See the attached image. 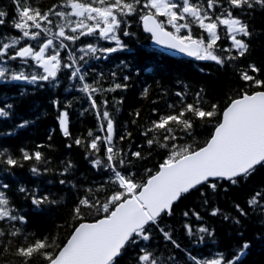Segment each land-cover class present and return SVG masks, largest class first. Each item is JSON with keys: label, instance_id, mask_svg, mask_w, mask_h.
<instances>
[{"label": "snow or ice", "instance_id": "obj_1", "mask_svg": "<svg viewBox=\"0 0 264 264\" xmlns=\"http://www.w3.org/2000/svg\"><path fill=\"white\" fill-rule=\"evenodd\" d=\"M11 4L14 15L10 26L18 35L0 33V85L21 83L25 87L18 96L0 97V120L11 117L15 109L12 101L23 99L28 94L27 86L55 89L60 87L61 74H66L88 102L81 115L91 110L98 131L104 133L99 135L89 129L87 136L75 137L67 147L73 143L82 146L92 167L108 175L102 183L86 188L66 179L59 181L61 185L69 184L77 193L69 212L71 232L62 243L56 237L26 232L27 217L8 197L9 185L0 182V257L7 253L15 258V264H120L130 255L128 264H179V250L184 254V264H243L251 247L247 240L231 252L193 254L215 235L203 223L189 222L192 217L203 221L195 209L182 212L183 229L191 249L182 246L174 238V229L162 226V221L171 217L177 202L192 192H199L202 205L207 206L209 193L214 195L222 182L237 186L264 169V68L254 62L235 63L247 57L250 41L256 38L242 16L250 17L256 8L264 11V0H58L46 10L35 6L34 0H11ZM134 16L139 17L143 31L150 34L154 45L220 67L231 65L242 82L223 108L207 103L204 89L193 94L192 102L187 101L186 90L175 92L178 100L166 103L171 111L161 113L153 108L157 118L150 120L141 134L149 148L158 146L166 154L155 170L145 168L140 177L132 170L134 164L129 154L118 146L131 133L125 130L117 140L108 99L99 103L96 99L98 95L126 90L130 76L123 75V82H117V71H111L112 83L104 87L105 74L96 72L89 64L91 60H107L113 53L129 50L122 37L135 36L128 30ZM7 17L8 12L0 8V26L7 24ZM82 38L84 43L77 46ZM225 40L226 45L218 43ZM102 42L114 46L106 47ZM121 66L126 68L127 64L121 61L117 67ZM148 93L149 88L145 87L142 95L146 97ZM50 103L57 111L63 136L71 137V101L63 107L59 98ZM113 103L118 106L122 99L113 97ZM130 115L138 118L140 113ZM30 123L25 119L15 127L22 129ZM208 125L211 131L200 143L198 128ZM42 147L37 145L33 151L22 147L19 157L0 148V165L6 166L7 171L23 167V162H33L29 171L40 176L51 170L47 167L50 161L39 150ZM130 155L136 160L146 159L139 150ZM72 168L68 161L59 174L65 176ZM18 191L37 210L61 204L50 194H41L38 188L30 190L21 185ZM233 207L238 217L222 214L218 207L212 208L210 215H223L225 221L240 228L241 218L252 215L264 224V186L246 198L248 210L239 203ZM87 216L93 218L88 220ZM237 235L242 237L243 231L238 230ZM256 238L262 239L264 235L257 233ZM153 240H162L165 250L161 251L159 244L153 245Z\"/></svg>", "mask_w": 264, "mask_h": 264}, {"label": "trees", "instance_id": "obj_2", "mask_svg": "<svg viewBox=\"0 0 264 264\" xmlns=\"http://www.w3.org/2000/svg\"><path fill=\"white\" fill-rule=\"evenodd\" d=\"M56 3L58 0H34V5L40 7L41 10H46ZM0 8L8 12L7 24L0 26V33L18 35L16 30L10 26L14 15V6L11 4V0H0ZM242 18L250 23L256 38L250 41V53L247 57L241 58L235 63L246 65L249 62H254L257 66L264 68V11L256 8L250 17L242 16ZM129 24L128 30L135 33V36L122 37L129 50L113 53L107 60H91L89 64L96 72L105 74L104 87H108L112 83L109 76L111 71H117V82H123V75L130 76L126 90H117L103 96L98 95L96 99L98 103L103 98L108 99V109L113 113L117 140L125 130L131 133L130 137L119 141L118 146L129 154V158L133 160L134 164L132 170L137 172L140 177L144 175L145 168L155 170L166 154L165 150L158 146L149 148L146 137L141 134L148 122L157 118L153 115V108L159 109L161 113L171 111L166 108V103L178 100L174 95L175 92L186 90L188 92L187 101L192 102L193 94L200 89H204L207 103H217L220 108H223L228 98L234 96L236 91L242 87V82L231 65L220 67L213 62L170 56L151 48L149 36L142 30L139 17H131ZM169 29L172 30L170 27ZM195 34L196 30L194 29ZM82 43H84L83 38L77 46ZM102 43L106 47L114 46L107 42ZM218 43L226 45L228 41ZM121 61L127 64L126 68L117 67ZM93 75L94 73L89 75V82ZM261 78L264 79V75ZM185 86L187 87L185 88ZM24 87L25 85L21 83L0 85V97L18 96ZM145 87L149 88L146 97L142 95ZM165 92L167 95H164ZM27 93L23 99L12 101L15 103V109L11 117L0 120V148H7L11 154L19 157L20 148L33 151L36 150L37 145H43L39 150L50 161L47 167L51 170L40 176H35L29 171L33 162H23V167L11 168L7 171H5L6 166L0 165V182L9 185L6 190L8 197L20 210V214L27 217L28 223L24 226L26 232L34 233L37 236L56 237L58 242L62 243L71 232L69 224L73 222L69 212L76 203L77 193L69 184L61 185L59 181L66 179L81 188H86L102 183L108 175L92 167L89 160L86 159V152L82 146L73 143L69 148L67 145L72 143V140L77 136H87L89 129L99 135L104 133L98 131L97 119L91 110L81 115L82 110L88 108V102L82 93L75 90L73 83L66 78V74H61L60 87L58 88L38 89L27 86ZM113 97L116 100L122 99V103L118 106L114 105ZM53 98H59L62 107L68 101L72 103L68 109L71 137H64L59 128L56 119L57 111L50 103ZM116 107L119 108V111H116ZM136 111L140 113L138 118L130 115ZM25 119L31 121L29 126L22 129L15 127ZM133 119L136 120V123H132ZM10 131L14 134L5 135ZM210 131L211 125L198 128V141L203 143ZM138 150L146 157L145 160L140 161L131 157L130 152ZM100 155L103 156V150ZM68 161H71L73 168L65 176H61L59 173ZM21 185L30 190L38 188L41 194H50L54 199L60 200L61 204L45 206L43 210H37L31 201L25 199L24 195L18 191V187ZM260 186H264V169H260L246 183L242 181L237 186L222 182V186L214 195L209 193L207 206L202 205L203 198L200 197L199 192L194 191L177 202L173 215L164 217L162 226L166 224L174 229V238L182 246L191 249L192 246L183 229L185 218L182 216V212L195 209L203 217V221H196L192 217L189 222L193 225L203 223L209 229L214 230L215 235L213 239L206 241L199 250H194L193 254L199 252V254L208 256L217 250L231 252L242 241L247 240L251 242V247L243 259V264H264V238H256L257 233L264 235V224L261 223L259 217L252 215L248 219L241 218L243 227L240 228L231 221H225L223 215H210L212 208L218 207L222 214L238 217L233 205L239 203L241 207L248 210L246 198ZM205 191L208 190L205 189ZM80 194L82 195L83 192L81 191ZM86 218L91 220L93 217L87 216ZM238 230L243 231L242 237L237 235ZM152 244H159L160 250H165L162 240H153ZM177 257L179 264H184L183 252L177 250ZM129 259L130 255L125 256L120 264H128ZM0 264H15V258L6 253L0 257Z\"/></svg>", "mask_w": 264, "mask_h": 264}, {"label": "water", "instance_id": "obj_3", "mask_svg": "<svg viewBox=\"0 0 264 264\" xmlns=\"http://www.w3.org/2000/svg\"><path fill=\"white\" fill-rule=\"evenodd\" d=\"M141 26H142V25H141ZM149 35H150V34H149ZM149 43H150V45H151L152 47H154V48H156V49H158V50H160V51H162V52H164V53H167V54H170V55H174V56L179 55V56H184V57H187V58H193V57H188V56H186V55H184V54H181V53H178V52H175V51H172V50L164 49V48H161L160 46L154 45V44L152 43L151 39H150Z\"/></svg>", "mask_w": 264, "mask_h": 264}, {"label": "bare ground", "instance_id": "obj_4", "mask_svg": "<svg viewBox=\"0 0 264 264\" xmlns=\"http://www.w3.org/2000/svg\"><path fill=\"white\" fill-rule=\"evenodd\" d=\"M165 54H167V53H165ZM167 55H169V54H167Z\"/></svg>", "mask_w": 264, "mask_h": 264}]
</instances>
